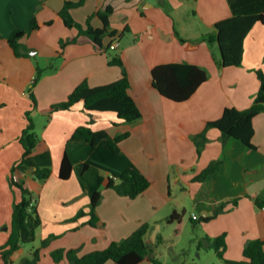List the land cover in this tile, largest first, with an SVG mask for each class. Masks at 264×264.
Here are the masks:
<instances>
[{"label": "crops", "instance_id": "obj_1", "mask_svg": "<svg viewBox=\"0 0 264 264\" xmlns=\"http://www.w3.org/2000/svg\"><path fill=\"white\" fill-rule=\"evenodd\" d=\"M65 1L8 0L0 15V246L8 240L13 207L21 198L20 190L10 183L11 176L38 196L43 221L42 239H36L30 249L22 245L12 254L11 264H24L32 250L49 237L53 238L41 248L38 264H69L65 259L55 262L51 253L75 248L83 255L127 238L145 223L153 227L166 218L168 221L173 211L184 210L186 214V207L172 198L171 179L190 196L192 209L199 211L192 212L190 219L202 221L207 236L227 234L224 256L231 261L227 264L244 261L245 244L264 239V111L253 119L254 148L236 139L224 145L221 131L209 128L207 141L198 151L196 137L209 121L219 119L226 107L244 110L253 104L260 85L256 71H264V23H256L245 37L242 64L222 67L214 55V45L190 41L232 16L228 0H86L71 11L73 18L85 26L92 16V26L102 28L103 20L95 13L109 7L108 33L115 34L105 35L102 46L86 35L67 44L58 64L50 65L55 70H49L33 88L37 99V107L33 108L31 91H27L39 63L33 58L43 54L59 57L60 41L78 36V30L65 26L59 16ZM9 7L15 11L13 23L6 19ZM32 17L37 18L39 27L20 39L21 52L28 56H17L7 39L16 30H27ZM48 23L55 28L47 27ZM114 41L119 45L112 50L109 45ZM113 55L122 57L131 81L129 92L142 112L140 119L127 123L112 111L87 110L83 101L71 109L50 113L53 104L66 100L84 80L98 86L120 79L122 67L109 64ZM164 63L197 65L208 72V79L188 100L172 101L152 85V69ZM27 111H31L41 141L27 159L25 171L13 173L24 151L19 137L28 124ZM80 125L105 130L112 137L126 132L130 135L115 154L103 141L91 144L71 139ZM65 154L72 163V172L62 179L59 171ZM217 160H222L220 167L199 179L203 170ZM82 163L88 165L84 173L79 172ZM36 166H50L51 176L44 182L37 179ZM169 166L175 170L172 176L168 174ZM129 167L151 180V186L135 198L107 187L110 177L117 181ZM101 188L102 200L96 208L100 220L92 226L91 199ZM234 199L238 203L229 202L216 217L200 219L212 215L222 202ZM80 211L84 214L76 217ZM90 228L97 231L93 233ZM146 261L139 264H148ZM173 261L206 264L201 257ZM0 264H4L1 255ZM105 264L115 263L109 260Z\"/></svg>", "mask_w": 264, "mask_h": 264}, {"label": "trees", "instance_id": "obj_2", "mask_svg": "<svg viewBox=\"0 0 264 264\" xmlns=\"http://www.w3.org/2000/svg\"><path fill=\"white\" fill-rule=\"evenodd\" d=\"M86 0L71 1L66 0L59 11V16L62 18L65 26L76 28L78 36L69 39L61 40L62 47L67 44L75 43L79 37L86 35L91 38L97 45L102 46L103 37L107 34L113 36L115 32L108 33L110 24L109 16L112 10L107 7L104 11H98L95 15L102 18L104 26L95 28L90 22V16L86 25L77 22L71 11L85 3ZM232 16L217 22L214 30L206 34H202L198 39L190 41L196 44L206 41L210 45L217 44L221 53V58L217 59L218 64L222 67L240 66L243 61L244 40L253 26L258 23H264V0H228ZM31 29L38 28L37 21L32 20ZM25 35L24 30H16L9 38L8 42L13 48L17 56H24L21 52L22 44L20 39ZM0 36L1 33H0ZM181 40H184L181 38ZM110 65H118L122 67L123 75L120 79L113 82L91 86L87 80L78 84L74 90L68 95L67 99L51 106L50 113L62 110L71 109L76 103L83 101L84 107L91 111H112L117 113L121 121L131 123L141 118L142 112L135 99L131 96L129 90L131 81L128 76L124 62L120 55H113L109 60ZM259 80V90L254 98L253 104L244 110L235 107H226L222 116L214 121H209L205 130L196 137L198 151L207 141L206 131L209 128H218L222 133L224 145L231 140L236 139L244 143L248 148H254L252 139L255 133L253 119L255 116L264 111V71L257 70ZM43 75V69L37 68V73L33 79L30 96L33 100V108L37 107V99L33 92V88L39 83ZM152 85L161 95L175 101L183 102L188 100L198 87L208 79V72L194 64L188 63H164L155 66L152 69ZM28 119L27 126L23 129L19 140L23 146V155L18 163L13 167V173L16 170L22 172L26 169V161L33 154L35 148L40 143L41 139L36 131V124L31 115V111L26 112ZM119 123H115L118 125ZM130 135L129 132L112 137L105 130H93L89 125H80L73 132L71 139H84L91 144H96L100 141L111 152L118 154L120 152V143ZM222 163V160L212 162L206 167L199 179L206 177L208 174L216 171ZM88 168L85 163L80 164V173H84ZM72 172V163L67 154L64 155L60 165V177L67 179ZM52 174L50 166H36L34 175L41 181L47 180ZM10 183L16 186L21 192V198L14 204L12 214L11 231L7 242L0 246V255L4 264L12 263V254L19 250L26 243H34L37 238V230L42 225V218L37 207V198L34 193L24 184L23 181H18L14 176H11ZM151 186V180L139 170L129 167L120 175L116 181L110 177L107 187L115 190L119 195L135 198L145 192ZM102 199V194L97 191L91 199V210L89 224L97 226L99 217L96 214V208ZM229 202L234 205L238 203L237 199L232 201H224L217 206L212 215L201 217V220H210L218 214L225 211V206ZM257 204L261 205L260 199H256ZM84 211H80L76 217H80ZM185 211H173L168 222H182ZM75 217V218H76ZM193 222H196L192 218ZM149 230V223H145L136 229L127 238L112 242L106 248L93 250L83 255H79L78 249L60 248L51 253L55 262L67 260L69 264H105L111 260L115 264H139L144 260H149L154 264H195L184 262H162L153 254L151 246L146 241V234ZM226 236L224 232L216 237L206 236V244L199 242L198 248L213 249L217 256L227 260L224 256L226 249ZM161 238V237H160ZM162 239V238H161ZM50 237L43 239L40 245L32 250L31 257L24 260V264H38L40 259L41 248L48 245ZM245 258L242 262H234L235 264H264V239L249 240L243 250Z\"/></svg>", "mask_w": 264, "mask_h": 264}, {"label": "rangeland", "instance_id": "obj_3", "mask_svg": "<svg viewBox=\"0 0 264 264\" xmlns=\"http://www.w3.org/2000/svg\"><path fill=\"white\" fill-rule=\"evenodd\" d=\"M7 2H8V0H0V15L3 14V8L7 5ZM2 6H3V8H2ZM6 15H7V17H6L7 21H9V23H13V17L15 15V11L13 10L12 7H9V9L6 10ZM33 19H35L37 21V18L32 17L31 21L28 22L27 30H24L25 31L24 36L28 35L30 32H33L34 30L37 29L36 28L34 30H30L31 29L30 28L31 23H32ZM38 22L39 21H37V24L39 27ZM47 27L55 28V25L53 23H48ZM44 29H46V28H44ZM0 37L2 38L3 35ZM105 38H106V40H108L107 36ZM7 41H8V39H7ZM65 47H62L61 43L59 44V50L57 51V56H59V57H56V55L51 57L50 54L49 55L43 54L40 56L36 55L37 57L33 58V59H35V61L39 62V63H36V67L37 68L40 67L41 69H43L42 77H44V75L46 73H48L49 70H51V71L55 70L51 66L55 67L58 64V62H59L58 59L61 57L60 54H62ZM214 48H215L214 49L215 50L214 55L216 56L217 59H220L221 53H220L218 45L214 44ZM113 53L114 52L112 51L111 54H113ZM30 55H31V53H30ZM25 56H28V54L26 53ZM37 68H36V73H37ZM221 69L222 68H220L218 70L219 74L221 73ZM31 87H30V89H27V91L30 92ZM79 172H80V169H79ZM98 172H100L99 169H98ZM174 172H175L174 167L169 166L168 167V174L170 176H172L174 174ZM167 185H170L168 183V181H167ZM171 185H172V189H173V191H172L173 192V195H172L173 200L176 202H180L181 203L180 206H185L187 209V212H186L184 219L182 220L181 223H179L177 221L168 222L166 220L167 218L164 219L163 221H160L158 224L154 225L153 227H152V224L149 223V230H148V233H147L145 238H146V241L148 242V244L151 246L154 256L159 258V260H162V261L168 260L169 262H175L173 260L187 261V260H191L192 258H196V257L200 258L201 257L202 260L206 264H227V262L224 259H221L216 255V253L213 249H208L205 247L198 248V244L200 241H202L203 244L207 243L206 242V239H207L206 238V236H207L206 230L207 229L202 224V221L193 222L190 219V217L192 216V212H195V213L199 212L198 210L194 211L192 209L193 205H192V200H191L190 196L186 195V193L183 190H180L179 184L178 183L176 184L175 181H172V179H171ZM14 187L17 188L16 186H14ZM102 190H104V189L101 188L99 191L103 195ZM37 198H38V196H37ZM90 230L93 233H95L97 231L95 228H90ZM41 231L42 230L39 227L37 230V238L36 239H42ZM87 237H88V239H93V237L90 238L89 235H87ZM52 238L53 237H50V239H52ZM94 241L95 240L93 239V243H94ZM24 245H26V247L28 249H30V248H33V246L35 245V242L34 243H26ZM18 263H19V261H17L16 264H18ZM146 263L154 264L151 261L150 262L146 261Z\"/></svg>", "mask_w": 264, "mask_h": 264}, {"label": "built area", "instance_id": "obj_4", "mask_svg": "<svg viewBox=\"0 0 264 264\" xmlns=\"http://www.w3.org/2000/svg\"><path fill=\"white\" fill-rule=\"evenodd\" d=\"M119 43L117 41H114L112 42L110 45H109V48L114 50L118 47Z\"/></svg>", "mask_w": 264, "mask_h": 264}]
</instances>
